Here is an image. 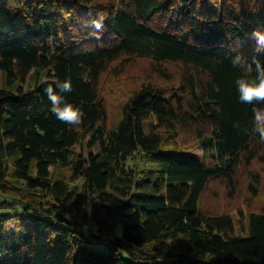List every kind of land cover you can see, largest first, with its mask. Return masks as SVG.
I'll use <instances>...</instances> for the list:
<instances>
[{"label":"trees","instance_id":"1","mask_svg":"<svg viewBox=\"0 0 264 264\" xmlns=\"http://www.w3.org/2000/svg\"><path fill=\"white\" fill-rule=\"evenodd\" d=\"M262 163L264 0H0V264H264Z\"/></svg>","mask_w":264,"mask_h":264},{"label":"rangeland","instance_id":"2","mask_svg":"<svg viewBox=\"0 0 264 264\" xmlns=\"http://www.w3.org/2000/svg\"><path fill=\"white\" fill-rule=\"evenodd\" d=\"M149 61L143 58H135L133 61H117L111 64L104 72L100 82V93L105 98L108 105L109 119L114 122L122 109L126 94L130 91L133 84V76H141L139 74L145 70ZM171 70L180 69L179 65H168ZM176 68V69H175ZM138 71L137 73H135ZM145 78V77H143ZM78 149H81L78 147ZM258 171L262 177V188L260 194L254 199L251 198L245 186L240 187L233 197H227L228 190L225 186L219 187L217 182L213 181L209 184L207 194L211 196L210 200L215 204H221L223 210L226 208L234 218L235 230H241L247 215L250 211H258L264 200V164L262 163ZM214 197H217L214 199ZM209 198V197H208Z\"/></svg>","mask_w":264,"mask_h":264}]
</instances>
